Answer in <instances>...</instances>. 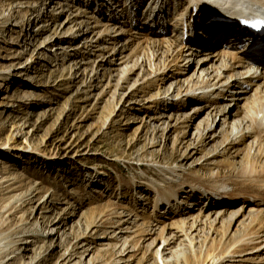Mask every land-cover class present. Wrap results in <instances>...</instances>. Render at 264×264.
<instances>
[{"label": "rangeland", "instance_id": "rangeland-1", "mask_svg": "<svg viewBox=\"0 0 264 264\" xmlns=\"http://www.w3.org/2000/svg\"><path fill=\"white\" fill-rule=\"evenodd\" d=\"M93 1L0 0L6 264H264V194L247 189L234 198L230 185L204 203L203 182L187 194L195 176L264 168V139H227L233 122L257 116L264 76L251 81L233 60L222 66L218 48L191 50L182 35L192 25L188 0H166L168 26L136 23L129 9L118 19L106 9L100 15ZM137 11L149 18L152 10ZM119 50L120 61L109 64ZM216 66L234 71L215 79ZM225 107L238 114L225 121ZM211 123L215 139L204 145ZM170 183L182 187L179 202L167 203Z\"/></svg>", "mask_w": 264, "mask_h": 264}, {"label": "bare ground", "instance_id": "bare-ground-1", "mask_svg": "<svg viewBox=\"0 0 264 264\" xmlns=\"http://www.w3.org/2000/svg\"><path fill=\"white\" fill-rule=\"evenodd\" d=\"M119 1V0H118ZM138 0H120L119 2H120V5L119 6H121L119 9H117V11L116 12H121V14H123V13H126V12H128L127 10L128 9H126V10H124V8L125 7H129V8H131V10H130V12H131V16H134V21H136V23L137 22H139V23H144L143 21H147L148 20V23H151V22H153V23H155V22H157V21H160V22H163V21H166L167 20V18H166V16H165V14H164V12H163V4H152V6H153V14H150V16H148L149 18H145V17H136L135 15V13H134V10H138L137 11V13L139 12V10H140V8L138 7V2H137ZM140 1H142V0H139V2ZM154 1H156V0H154ZM207 4H206V3ZM113 3V2H112ZM161 3V2H160ZM189 5H191V7H190V15L188 16H186V20H190V21H195L196 22V29L198 30V33L201 31V32H205V29H209V27H208V25H207V22H209V21H212V23L214 24H217L218 25V29L217 30H219V31H224V30H228V31H233V30H236V28L238 27V28H240V27H244V29H245V31L248 33V34H250L251 35V37L250 38H252V39H255V40H257V38H256V36L252 33V30H249V28L248 27H245V22H248L247 20H239L238 22H239V24L238 25H236V24H234V25H232V26H230V24L231 23H227V21H228V19H219V17H217L216 15H220V16H224L222 13H219L218 11H215L214 9H220V7H223L224 5L228 8V9H225V11H227V10H230V11H233L232 9L234 8V7H237V6H243L245 9H252L253 7H255L256 5H262V7H264V0H207V1H205V0H188V2H187ZM114 4V3H113ZM113 4H110V5H113ZM142 5V4H141ZM143 5H145V3L143 2ZM258 5V6H259ZM109 6V5H108ZM118 6V7H119ZM61 7V6H60ZM59 7V8H60ZM101 7V6H100ZM59 8H57L56 7V9H54V14H52V16L53 15H55V12L57 13V11H58V9ZM108 8V7H107ZM107 8H105V7H102V8H99L98 9V11L100 12V15L101 14H103L102 12H103V10H107ZM133 8H135V9H133ZM194 11V12H193ZM217 12V13H216ZM228 12V11H227ZM229 14H231V15H236L235 13H232V12H228ZM237 13V12H236ZM147 14V13H146ZM215 14V15H214ZM130 15V14H129ZM139 15V14H138ZM141 15V14H140ZM218 15V16H219ZM165 16V17H164ZM146 17H147V15H146ZM151 17V18H150ZM188 17V18H187ZM225 17H227V16H225ZM243 17H245V16H241V18H243ZM120 18V17H119ZM113 19H114V17H113ZM118 19V18H117ZM133 20V19H132ZM48 21V20H47ZM169 22H167L166 21V25L168 26L169 24H168ZM192 23V22H191ZM226 24H227V27L229 28V29H231V30H229V29H226V27L224 28V27H222V25L223 26H226ZM41 25H42V23H41ZM178 25L179 24H177V27H178ZM42 26H45L44 24L42 25ZM42 26H40V27H42ZM167 26H165V27H167ZM205 26V27H204ZM194 27V26H193ZM261 27H263V26H261ZM164 28V27H163ZM181 29V28H180ZM191 29V27H190V25H188V27L185 29L184 28V31H183V33H182V35H183V38L184 37H186V34H187V38H189L190 40H192L191 42H193V43H190L191 44V50H194L195 51V53H198V51H200V50H202V49H206V48H210V49H208V50H215V48H216V46H218V45H220V44H222V42L225 40L224 39V37H222V35L223 34H220V33H217V34H211L210 32H209V30H207V32H205L206 33V35H205V38H202V40L201 41H196V40H193L194 38H195V36L196 35H193V34H189V30ZM44 31V29L42 28L41 29V31H40V33L39 34H41L42 32ZM237 31V30H236ZM157 33V32H156ZM83 36L85 35V33H83L82 34ZM181 35V34H180ZM180 35L178 36V37H180ZM193 36H194V38H193ZM87 38V37H86ZM216 39V43H213L212 41H213V39ZM152 39V38H151ZM264 39V38H263ZM179 40V39H178ZM157 41L158 40H154L153 41V39H152V41H151V45L153 46L152 47V49L153 48H156L157 47ZM150 43V42H149ZM173 43V42H172ZM170 44V46L173 48V47H175V45H173V44ZM257 43H258V45H264V43H259L258 42V40H257ZM177 44V43H176ZM229 44H231L232 46H234V47H237V46H241V44L243 45V46H245L246 47V50H248L249 49V46L251 45V40L250 39H247L245 42H242L241 44L239 43V42H236V41H230L229 42ZM24 46V45H23ZM23 50V49H22ZM123 51V50H122ZM122 51H120L119 50V52H117L115 55H114V58L113 59H111V60H108V62H109V64H113V63H115V61H120V57L122 56L121 55V53H122ZM22 51H21V49L18 51V54H20ZM195 53H192V55L193 54H195ZM113 55V54H112ZM214 56V55H213ZM222 56H223V58L225 59L226 57H230V58H232L233 60H235V64L234 65H236L237 63H238V55L235 53V52H228V53H225V55H224V53H222ZM212 59V58H211ZM262 61V60H261ZM221 64H222V66H224L225 64H223V62H221ZM226 64H228V63H226ZM241 65V67L243 68V71H244V73L245 74H247V72H248V74L249 73H251L252 72V70H253V68L252 69H247V67H248V65L246 64V63H242V64H240ZM218 66H219V64H218ZM203 67V65L202 66H200V68H201V70H202V72H201V74H200V76H202L203 77V72L205 71V68H202ZM217 67V66H216ZM226 67V66H225ZM227 67H229V66H227ZM217 68H219V67H217ZM224 68V67H223ZM223 68H219L218 69V73H217V75H216V77H215V79H218V77L221 75L220 73H228V74H230L231 72H233L234 70H228L227 68H225V69H223ZM129 71V70H128ZM221 71V72H220ZM231 71V72H230ZM253 73V72H252ZM254 73H256V71H254ZM205 74H207V73H205ZM219 74V75H218ZM227 74V75H228ZM252 75H255V74H252ZM234 76H236V74H232L231 76H229L228 77V79H233L234 78ZM209 79V78H208ZM201 80V79H200ZM212 80V79H211ZM224 80V79H223ZM226 80V79H225ZM208 81V80H207ZM220 81V80H219ZM218 81V82H219ZM251 81H256V79L254 78V79H251ZM200 82V81H199ZM209 82H207V84H208ZM198 84V83H197ZM206 84V87H209V84L207 85ZM214 84V83H213ZM216 84V83H215ZM225 86V85H224ZM205 87V86H204ZM226 87V86H225ZM199 88V87H198ZM197 88V89H198ZM219 88V87H218ZM205 89V88H204ZM210 89V88H209ZM262 89V90H261ZM179 90V89H178ZM192 90H193V88H192ZM207 90V89H206ZM260 91H264V85L262 86V88H260L259 89ZM205 91V90H204ZM235 91V90H234ZM216 93V92H215ZM260 93V92H259ZM206 95V94H205ZM256 98V97H255ZM257 98H259V97H257ZM259 101V100H258ZM249 102V101H248ZM256 101H254V103H255ZM257 103V102H256ZM260 103H262L260 106H258L259 108L258 109H256V112H257V116L255 115L253 118L251 117V116H243L244 117V119H243V121H245V120H247V122H245V124H244V122L243 123H239V124H236L235 122H233V127H232V129H231V133L230 134H228L227 135V139H229L230 137H232L231 135H233V138H232V140L231 141H233V142H239L240 143V141H242V139L243 138H248V137H251V136H255L254 137V141L257 143L258 141H260V140H262L263 141V139H264V102H260ZM221 109V108H220ZM255 109V108H254ZM238 110V109H237ZM252 112V111H251ZM238 114V111H236L234 108H233V110H232V108H229V109H227L226 107L225 108H222L221 110H220V115H221V118L222 119H225V121H227V119L229 118V117H231V116H236ZM217 115V116H216ZM215 115V117H214V120H213V123H215V121L217 120V118H218V116H219V114H216ZM242 116V115H241ZM248 118V119H247ZM250 118V119H249ZM213 123H211L210 125H208L207 127H209V132L208 133H206V134H202V138L203 139H201L200 140V142L201 143H203L204 145L205 144H207V143H209L210 141H212V140H214L215 139V133L213 132V130H215V129H213ZM208 129V128H207ZM256 139L258 140V141H256ZM239 140V141H238ZM233 142H231V143H233ZM262 144V143H261ZM260 144V145H261ZM236 145V144H235ZM200 146V145H199ZM259 146V145H258ZM256 148V147H255ZM196 150L195 151H197V150H199V147H197V148H195ZM259 149H260V147H259ZM237 150V149H236ZM238 151V150H237ZM192 153V152H191ZM195 153V152H194ZM222 152L221 151H219L218 152V154H221ZM215 156V155H214ZM214 156H211L210 157V159H209V161L211 160L212 162H213V160H212V158H214ZM249 156V155H248ZM190 157V155L189 154H186V156L183 158V160L184 159H187V158H189ZM257 159V158H256ZM209 161L207 162V163H205L206 161H204L203 163H201V165H203L204 166V164L205 165H208V164H211V163H209ZM210 161V162H211ZM218 162V161H217ZM227 162V161H226ZM228 163V162H227ZM253 164H255V163H253ZM258 166V165H257ZM172 171H176V170H173L172 169ZM167 176L169 175V173L168 174H166ZM175 177V176H174ZM168 178H171V177H168ZM167 178V179H168ZM187 178V177H186ZM101 180V179H100ZM103 180V179H102ZM206 183V184H208L209 185V187H206V188H204L203 189V193H202V196H204V195H206L207 196V198L204 200V203L206 202V200H208V198H209V194L212 192L214 195L211 197L212 199H214L215 198V196H220L221 198H223V197H225V195H227V193H225V191H223L224 190V187L225 186H230V185H233V189H232V191L230 192V195L231 196H234V198H237L238 196H239V198H241V197H243V196H241L240 197V195H241V193L242 192H244V191H246L247 189L248 190H253V191H256V192H260L261 194H264V168L262 169V170H258L257 168H255L254 167V165H247V166H245L243 169H242V171L241 172H239V175L237 174L236 176H228V177H226V178H213V177H209V181H208V179L207 180H201L198 176H195V180L193 181V182H190L189 183V185L188 186H190V188H191V190L189 191V192H187V194L188 193H191V191L193 190V189H196V184H198V183ZM215 182H216V184H215ZM172 183H173V181H172ZM181 185H184V184H188V182H187V180L186 181H184L183 183H180ZM180 184H168V185H165L166 186V188H168L170 191H171V195H174V198H172V200H170V198H168V202L167 203H171V201H173V200H175L176 199V201H178L179 202V200L181 199V195L180 196H178V193H179V191L182 189V187L180 188ZM179 186V188H176V187H178ZM156 191H159L158 190V188L157 187H155L154 188ZM173 189V190H172ZM184 194L183 195H185V192H183ZM187 194H186V196H187ZM229 194V193H228ZM259 194V193H258ZM222 195V196H221ZM185 196V197H186ZM257 196V195H256ZM245 197V196H244ZM256 200V199H255ZM158 201H162V199L161 198H158ZM211 201V200H210ZM215 202V200H213V203H212V205H214V204H216V203H214ZM217 203H222V201H216ZM227 204V203H226ZM159 205V202H157L154 206L155 207H157ZM174 206H175V204H173ZM213 207V206H212ZM13 207H11L9 210H8V212L10 213V215L13 213V210H15L14 211V213H16V212H18V210L20 209V207H14L13 209H12ZM158 208V207H157ZM170 208H169V210H168V212H170ZM201 210H203V209H201ZM206 209H205V207H204V211H205ZM175 211V210H174ZM239 211V210H238ZM237 214H238V212L236 211V213H234L233 214V220H235L234 219V217L235 216H237ZM255 219V218H254ZM232 218L229 220V222L227 223V225L228 224H230L232 221ZM179 222V221H178ZM181 223H183V221L181 220L180 221ZM179 222V223H180ZM263 222V221H262ZM185 223V222H184ZM260 223V222H259ZM177 224V223H176ZM178 225V224H177ZM194 226V223L192 224V226L190 227L191 229H192V227ZM183 227V226H182ZM254 230V229H253ZM4 234H3V232H1L0 231V244H2V240L3 239H5L6 237L5 236H3ZM176 236V235H175ZM175 236H173L172 237V239H167V241L169 240V242L166 244V245H170L171 244V242L174 240V237ZM176 239V238H175ZM166 241V242H167ZM26 242H30V241H26ZM5 247H6V245L4 246H1L0 247V264H6L7 263V261H5L4 260V258L5 257H9V255H10V252L9 253H6L5 254ZM164 249H165V247H164ZM15 252V251H14ZM71 255V254H70ZM17 256V255H16ZM16 256H13L11 259L13 260V258H14V260H16V261H19L20 260V256L18 255L17 257L18 258H16ZM71 257V256H70ZM66 258H68V256L66 257Z\"/></svg>", "mask_w": 264, "mask_h": 264}, {"label": "snow or ice", "instance_id": "snow-or-ice-1", "mask_svg": "<svg viewBox=\"0 0 264 264\" xmlns=\"http://www.w3.org/2000/svg\"><path fill=\"white\" fill-rule=\"evenodd\" d=\"M259 23H264V22H259Z\"/></svg>", "mask_w": 264, "mask_h": 264}]
</instances>
